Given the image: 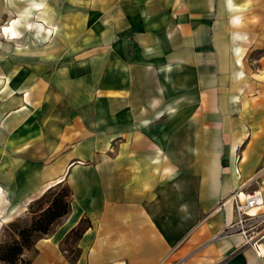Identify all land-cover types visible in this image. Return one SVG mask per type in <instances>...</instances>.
Masks as SVG:
<instances>
[{"label":"crops","instance_id":"obj_1","mask_svg":"<svg viewBox=\"0 0 264 264\" xmlns=\"http://www.w3.org/2000/svg\"><path fill=\"white\" fill-rule=\"evenodd\" d=\"M0 29V232L71 191L29 264H264L221 235L264 200V0H0Z\"/></svg>","mask_w":264,"mask_h":264},{"label":"trees","instance_id":"obj_2","mask_svg":"<svg viewBox=\"0 0 264 264\" xmlns=\"http://www.w3.org/2000/svg\"><path fill=\"white\" fill-rule=\"evenodd\" d=\"M57 185L48 188L38 200L45 197L47 193H50L52 191L51 189H53ZM67 198L69 199L67 200ZM70 198L71 191L68 186L61 193L54 194L47 208L41 211L38 220L35 221V223L30 229H24L19 231L17 221L10 223L9 227L11 228L13 233H16L15 231H18L16 234L18 240H16L11 245L0 246V262L3 264H18V262L21 261V255L23 254V251L33 245V232L38 231L46 235L53 221L58 218H63L69 213ZM89 227V221L82 220L76 228L70 231V233L65 239V242H67L69 239H71V237H73L74 240H72L76 244V242L81 238L82 234ZM23 264H29V262H25Z\"/></svg>","mask_w":264,"mask_h":264},{"label":"built area","instance_id":"obj_3","mask_svg":"<svg viewBox=\"0 0 264 264\" xmlns=\"http://www.w3.org/2000/svg\"><path fill=\"white\" fill-rule=\"evenodd\" d=\"M229 200L234 206L235 220L227 226L221 235L239 234L245 239V243L254 248L256 253L263 255L261 242L264 238V206L262 194L259 191L248 192L243 200L239 199L238 193L233 192ZM228 200L222 203L225 205ZM256 210V211H253ZM109 264H127L125 261H115Z\"/></svg>","mask_w":264,"mask_h":264},{"label":"rangeland","instance_id":"obj_4","mask_svg":"<svg viewBox=\"0 0 264 264\" xmlns=\"http://www.w3.org/2000/svg\"><path fill=\"white\" fill-rule=\"evenodd\" d=\"M1 29H0V39L3 40H8L9 35L8 33H3L1 34ZM68 186V185H67ZM66 184L62 183L51 189L52 191L50 193H47V195L37 202H34L30 204L27 207L26 215L22 218H19L17 220V226L19 231L24 230V229H30L33 224L35 223L36 220H38L40 213L43 209L47 208L49 205V202L52 200L54 194H59L62 191H64L67 188ZM69 198H67L68 200ZM71 199V198H70ZM62 218H58L55 221L52 222V224L49 227L48 233L54 228V226L61 220ZM16 233H13L9 225H6L1 229L0 232V246H7L13 244L17 239L16 234L18 231H15ZM47 233V234H48ZM46 234V235H47ZM44 236L41 232L35 231L33 232V238L32 240L33 245L23 251V254L28 253V257H22L23 254L21 255V261L18 262V264H23L25 262H29V257L32 256V254L35 252L34 249V244L36 240L40 237ZM73 237L69 239L67 242L63 244L64 249L67 250V256L74 258L77 254L76 249H75V243L73 242Z\"/></svg>","mask_w":264,"mask_h":264}]
</instances>
